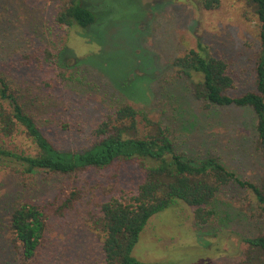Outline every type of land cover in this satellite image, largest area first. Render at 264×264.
Returning <instances> with one entry per match:
<instances>
[{
    "label": "rangeland",
    "instance_id": "374dc122",
    "mask_svg": "<svg viewBox=\"0 0 264 264\" xmlns=\"http://www.w3.org/2000/svg\"><path fill=\"white\" fill-rule=\"evenodd\" d=\"M83 2L99 19L90 32L57 25L54 15L60 3L50 0H13L4 15L11 37L0 43V53L8 55V77L51 142L73 151L87 147L99 120L126 102L169 126L179 147L192 157L199 161L216 157L242 180L261 186L264 158L253 113L238 107H209L194 95L193 85L200 77L183 79L174 64L202 45L229 63L236 83L232 96L256 92L263 24L251 0H222L213 11L203 9L200 0ZM40 46L63 50L67 82L48 87L44 81L49 80L27 66L26 56ZM81 60L86 62L78 63ZM114 79L128 84L126 91ZM131 79L132 84L127 83ZM4 144L19 153L36 152L22 134L4 139ZM141 181L138 165L131 162L71 175L21 176L0 168V227L20 200L46 203L52 220L61 222V226L55 222L49 233L46 255L52 257L56 246L62 264H101V241L90 229L91 219L110 199L135 193ZM72 193L77 194L72 219L69 213L55 214ZM217 207L214 223L200 229L185 203L159 213L140 235L133 257L152 264H259L257 258L250 261L244 242L264 235L255 194L232 185L223 189ZM4 244L6 235L0 237V250ZM54 262L59 264L56 258Z\"/></svg>",
    "mask_w": 264,
    "mask_h": 264
},
{
    "label": "trees",
    "instance_id": "16d2710c",
    "mask_svg": "<svg viewBox=\"0 0 264 264\" xmlns=\"http://www.w3.org/2000/svg\"><path fill=\"white\" fill-rule=\"evenodd\" d=\"M0 0V37L4 43L11 37L8 21L10 2ZM58 2L54 15L57 25L92 31L98 23L96 15L83 0H50ZM222 0H200L207 11L220 7ZM256 6L263 28L261 32L262 56L257 68V91L239 97L231 95L236 88L227 60L211 55L199 45L184 56L176 58L174 64L180 68L181 77H200L194 86L195 97L210 106L238 107L247 109L255 117V128L259 137V148L264 158V0H251ZM84 35V34H83ZM85 37V36H83ZM26 56L27 66H33L39 78L48 87L67 82L68 67L63 64V50L50 46L34 47ZM8 55L0 53V168L13 174L33 175L39 172L71 175L85 170H102L118 162L137 164L142 181L135 193L126 192L112 198L99 208L91 219L90 229L101 241V264H152L133 257L132 252L149 221L161 212L180 203L192 208L196 225L209 226L217 219V202L223 189L236 185L252 191L259 203L264 218V182L257 186L239 178L216 158L197 160L177 144L169 126L126 102L105 114L92 130L90 144L79 150L60 149L45 135L37 118L27 112L17 91L8 77ZM86 61H78L85 63ZM89 60H87V63ZM24 65V63H23ZM65 66V67H64ZM69 66V65H68ZM67 67V69H66ZM134 78V77H133ZM121 90L126 85L114 79ZM132 84V79L127 81ZM67 128V125H64ZM25 135L35 146V154L8 149L4 139ZM77 201L72 193L55 214L71 217ZM50 205L35 200H20L14 207L6 224L0 227V237L6 235L7 245L0 264H62L58 248L51 249L48 257L43 251L49 249V233L58 219L52 220ZM53 232V230H52ZM249 246L250 261L264 264V235L244 240ZM9 248V252L7 251Z\"/></svg>",
    "mask_w": 264,
    "mask_h": 264
}]
</instances>
